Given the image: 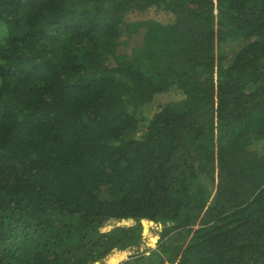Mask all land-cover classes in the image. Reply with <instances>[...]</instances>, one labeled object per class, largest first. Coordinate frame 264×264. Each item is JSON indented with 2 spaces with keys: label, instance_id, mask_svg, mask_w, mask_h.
I'll use <instances>...</instances> for the list:
<instances>
[{
  "label": "trees",
  "instance_id": "trees-1",
  "mask_svg": "<svg viewBox=\"0 0 264 264\" xmlns=\"http://www.w3.org/2000/svg\"><path fill=\"white\" fill-rule=\"evenodd\" d=\"M147 221L121 264H264V0H0V264Z\"/></svg>",
  "mask_w": 264,
  "mask_h": 264
},
{
  "label": "rangeland",
  "instance_id": "rangeland-1",
  "mask_svg": "<svg viewBox=\"0 0 264 264\" xmlns=\"http://www.w3.org/2000/svg\"><path fill=\"white\" fill-rule=\"evenodd\" d=\"M149 230H150V232H151V235H152V238H155V239H157L158 241L160 240V238H161V234H162V231L164 230H162L160 227H159V225H154V226H149ZM151 241V240H150ZM148 241H147V236L146 235H143V242H142V244L139 246V247H136V248H133V249H131V251H132V256L133 255H135V254H137V252H140V253H142V252H145L146 250H150V249H152L157 243H153V241H151V243L148 245V243H147ZM111 257H113V254H111L110 256H108V257H106L105 259H103L102 261H106V260H109ZM122 262H124V260L123 261H121L120 263H118V264H121ZM100 263V262H99ZM98 263V264H99Z\"/></svg>",
  "mask_w": 264,
  "mask_h": 264
},
{
  "label": "water",
  "instance_id": "water-1",
  "mask_svg": "<svg viewBox=\"0 0 264 264\" xmlns=\"http://www.w3.org/2000/svg\"><path fill=\"white\" fill-rule=\"evenodd\" d=\"M127 220H132V219H116V218H112V219L110 220V223H108L106 226H104V231L108 232V231H110V230H112L113 228H116V227H123V228H126V227H129V226H132V225L135 224V221H134L132 224L127 225V224H126V221H127ZM120 221L123 222V224H118V223H117V222H120ZM147 222H148L147 227L149 226V223H150V224H152L151 226L159 225V227H160L162 230L165 228L164 225L161 224V223H160V224H156L154 221H147ZM112 223H114V225H112ZM168 226H170V225L168 224ZM147 227H146V225L144 226L143 235H145V231H146ZM152 241H153V243H157V242H158V240L155 239V238H153ZM117 251H122V250H117ZM130 256H132V252L130 253V255H129L124 261L128 260V258H129ZM96 264H98V262H97Z\"/></svg>",
  "mask_w": 264,
  "mask_h": 264
}]
</instances>
